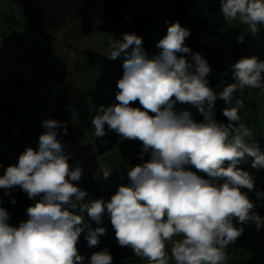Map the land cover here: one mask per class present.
Masks as SVG:
<instances>
[{
  "label": "clouds",
  "instance_id": "obj_1",
  "mask_svg": "<svg viewBox=\"0 0 264 264\" xmlns=\"http://www.w3.org/2000/svg\"><path fill=\"white\" fill-rule=\"evenodd\" d=\"M220 10L226 22L238 20L252 36L260 31L258 25H264V0H220ZM189 35L179 21L168 24L167 34L156 44L160 52L151 58L136 33H125L122 40L109 38L107 58L124 57L123 76L116 85L119 103L99 106L91 119L94 134L104 137L107 125L122 139L141 141L140 159L145 153L150 159L127 170L128 183L121 184L109 201L85 202L86 191L73 183L80 180L82 169L69 164V154L57 139L61 122L43 120L47 131L39 136L38 150L27 148L18 163L0 176V188L19 186L29 199L40 197L27 208L28 219L18 227L8 223L9 214L0 207V264H84L77 248L81 233L87 230L84 239L89 248L106 235L104 227L85 223V211L97 225L106 211L118 244L148 264H170V260L227 264L226 249L244 230L233 220L254 224L257 231L264 227V217L254 211L257 204L242 191L251 192L254 180L237 167L247 156L253 158L252 168H264V152L250 142L252 130L239 115L243 102L235 99L233 106L238 90H264V60L255 55L240 58L231 65L234 82L217 94L206 79L211 72L207 60L185 45ZM243 39L240 36L237 42ZM178 54H189L192 62ZM217 99L228 105L222 110L227 124L214 118ZM136 101L143 110L130 106ZM178 103L192 105L204 119L197 122L190 111H177ZM63 134L67 135L66 124ZM99 171L104 179L111 174L102 165ZM256 196L264 199V192ZM88 264H113V256L105 248L93 253Z\"/></svg>",
  "mask_w": 264,
  "mask_h": 264
},
{
  "label": "rangeland",
  "instance_id": "obj_2",
  "mask_svg": "<svg viewBox=\"0 0 264 264\" xmlns=\"http://www.w3.org/2000/svg\"><path fill=\"white\" fill-rule=\"evenodd\" d=\"M207 1L214 2V0H194L189 6L193 16L200 20L208 18L217 27V32L204 35L201 43L214 45L220 35L236 28H240V36L250 32L247 25L239 23L238 20L226 22L220 4L209 7L206 5ZM102 8V0H97L87 17L89 21L97 23L103 17ZM131 8L135 14L149 17L143 29L122 33L94 29L89 34H83L78 20L69 19L58 30H47L42 33L25 26L22 9L17 3L0 0V84L6 90L5 97L0 98V105L6 97H13L18 109V115L12 118L0 113V150L5 149L9 141L8 129L13 131L18 140L22 139L23 143L38 146L36 126H41L42 133L47 131L42 127V121L53 119L54 111L60 109L55 101L59 83L55 80L42 79L36 72L37 64L48 62L57 75L66 71V79L73 86L68 94L69 106L74 111L76 138L82 146H93V150L86 151L84 155L86 165L98 170L99 165L105 166L111 173L120 177L121 184L128 183L127 170L132 166L125 162L129 161L132 153L135 152L127 151L125 159L123 143L129 139H122L116 132L108 130L107 125H105L106 135L97 138L94 134L95 129L91 125V119L96 115L100 105L107 107L119 103L115 99L118 91L116 85L123 76L124 57L98 63L93 61L88 52L107 58L110 52L108 40L111 36L115 40H122L125 33H136L142 37L143 48L147 55L153 56L160 52L156 44L167 34L168 24L179 21L181 26L186 28L185 23L173 12L170 0H134ZM7 17L16 22L11 24ZM178 55H184L189 61L187 54ZM61 66L64 69L59 68ZM208 81L209 87L219 94L223 87L234 82L231 67L211 68ZM235 99L243 102L239 115L242 122L252 130L253 136L250 142L257 143L264 137V92L260 89L245 88L234 93L233 106ZM215 104L222 110L228 106L221 99H217ZM130 106L141 108L138 101L131 103ZM175 109L190 111L197 122L204 119L190 104L178 103ZM227 123L228 121L223 122V124ZM15 126L18 127L16 131ZM97 139L104 144L112 145V148L99 152L96 147ZM248 160L249 157L246 156L244 161L248 162ZM191 168L192 166H188V170L192 171ZM226 252L227 264H264V260L254 258L247 250L228 246ZM128 264H148V260L131 259ZM170 264H175V261L170 260Z\"/></svg>",
  "mask_w": 264,
  "mask_h": 264
},
{
  "label": "trees",
  "instance_id": "obj_3",
  "mask_svg": "<svg viewBox=\"0 0 264 264\" xmlns=\"http://www.w3.org/2000/svg\"><path fill=\"white\" fill-rule=\"evenodd\" d=\"M17 3L23 13L25 26L33 28L38 32L45 33L47 30H58L63 27L69 19H76L83 34H89L91 31H107V32H128L133 30L143 29L144 24L149 17L137 15L133 12L131 4L134 0H102L103 4V17L97 22L92 23L87 18L93 10L97 0H10ZM173 12L185 23L186 29L189 30L190 35L185 39L186 46L192 52H199L208 62L211 68L225 69L231 67L236 61L242 57L255 55L260 60H264V25H260V31L257 35L252 36L250 32L244 35L243 43H238L240 37V28L222 34L219 36L214 45H206L201 43V39L208 33L215 34L217 27L208 18L197 19L189 11V6L194 0H170ZM220 4V0H214L213 3L207 1L206 5L209 7ZM11 24L16 21L7 17ZM93 61L95 62H109V59L93 53L88 52ZM149 58L152 55L148 56ZM190 63L191 56L187 54ZM53 66H49L48 62H43L36 65V72L42 79L55 80L59 83L57 95L55 97L56 103L60 109L53 113V119L61 122V127L57 129V139L64 146V150L69 154V164L75 168L79 165L82 169V176L79 181L73 183L81 190L86 191L87 195L84 198L85 202L92 199H103L109 201L111 196L114 195L121 185L120 177L117 174L111 173L107 179L103 178L102 172L89 165H86L84 155L86 151H92L93 146H82L77 138L74 125V111L69 106V90L73 87L71 82L66 79V71L61 74L53 71ZM59 68H63L62 66ZM64 69V68H63ZM264 75V74H262ZM208 80V76L206 77ZM261 90V89H260ZM264 92V90H262ZM6 90L0 84V98L5 97ZM0 113L10 118L18 115L16 101L13 97H6L0 105ZM150 115H154L149 113ZM214 118L217 122L223 123L227 118L223 115L222 109L219 105H214ZM67 125V135L63 134V126ZM36 134L38 133L36 129ZM9 141L5 149L0 150V176H3L7 167L18 163L19 156L29 147L38 150V146L27 145L18 140L11 129H8ZM261 151L264 152V137L257 141ZM125 159L127 151H135L132 157L125 164L132 167L142 164L150 159V154L145 153L144 159H140L142 153V142L139 140H128L123 143ZM96 147L99 152H105L112 148L110 144H104L99 139L96 140ZM252 159L249 157L248 162L244 160L237 166L244 171H247L254 180V188L251 192L247 189L242 191L247 192L250 199H252L257 207L254 209L262 217H264V199L258 200L256 193L258 191L264 192V168L254 169L251 167ZM226 166V165H225ZM192 171L196 172L198 176L204 179H209L206 173L200 172L192 166ZM95 177V178H94ZM223 181H218L222 183ZM6 191H10L9 195H5ZM15 199L17 203L13 205L11 201ZM36 200L29 199L27 194L22 191L19 186L6 190L0 188V207H3L9 214L8 223L11 226L18 227L22 221L28 219L26 210L32 206ZM73 211L72 209H69ZM76 214H80L79 209L75 210ZM85 223L89 224L92 228L104 227L106 235L100 237V243L96 247L89 248L87 241L84 239L85 232H82L77 248L79 254L85 257L84 264H88L90 257L93 253L102 251L107 248L113 256L114 264H128L131 259H137L129 247H122L118 244L115 230L111 224V220L105 211L101 224L97 225L92 221L85 211L83 213ZM233 223L237 228L243 227V234L236 240L234 246L237 249L247 250L252 253L254 258L264 260V227L257 231L254 224L245 223L239 224L235 219ZM178 239V238H177ZM169 255L171 245H166Z\"/></svg>",
  "mask_w": 264,
  "mask_h": 264
},
{
  "label": "built area",
  "instance_id": "obj_4",
  "mask_svg": "<svg viewBox=\"0 0 264 264\" xmlns=\"http://www.w3.org/2000/svg\"><path fill=\"white\" fill-rule=\"evenodd\" d=\"M36 129H37V131H38V133L36 134V138H37V140L39 141V136L42 134V128H41V126L37 125V126H36ZM126 264H127V263H126Z\"/></svg>",
  "mask_w": 264,
  "mask_h": 264
},
{
  "label": "crops",
  "instance_id": "obj_5",
  "mask_svg": "<svg viewBox=\"0 0 264 264\" xmlns=\"http://www.w3.org/2000/svg\"><path fill=\"white\" fill-rule=\"evenodd\" d=\"M14 130H15V131H16V130H18V127H17V126H15Z\"/></svg>",
  "mask_w": 264,
  "mask_h": 264
}]
</instances>
